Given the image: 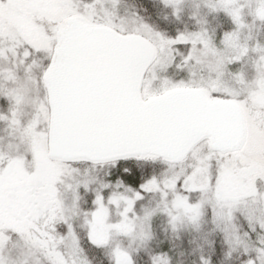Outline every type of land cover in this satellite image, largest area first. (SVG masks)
<instances>
[{
	"label": "snow or ice",
	"instance_id": "6c2138e0",
	"mask_svg": "<svg viewBox=\"0 0 264 264\" xmlns=\"http://www.w3.org/2000/svg\"><path fill=\"white\" fill-rule=\"evenodd\" d=\"M0 264H264V0H0Z\"/></svg>",
	"mask_w": 264,
	"mask_h": 264
}]
</instances>
